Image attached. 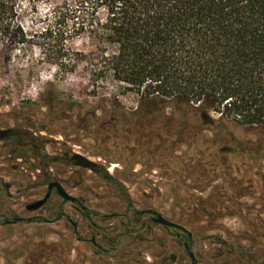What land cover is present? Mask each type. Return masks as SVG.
<instances>
[{
	"label": "rangeland",
	"instance_id": "obj_1",
	"mask_svg": "<svg viewBox=\"0 0 264 264\" xmlns=\"http://www.w3.org/2000/svg\"><path fill=\"white\" fill-rule=\"evenodd\" d=\"M46 14L40 5L39 15L27 17V33L42 32L51 23ZM70 46L83 49L78 41ZM81 68L64 74L46 63L38 48L0 46V129L31 133L50 156L79 153L100 165L123 183L142 214L135 218L115 186L91 170L17 160L12 146L0 143V180L9 185L5 194L0 190V221L9 215L34 219L0 224V264H192L174 230L153 222L145 210L190 233L194 264H264V159L249 163L239 155L215 156V148L227 143L209 131L198 147L211 154L191 158L187 151L196 144L186 141L174 158L170 146L148 143L156 131L170 133L172 126L158 120L142 125L136 94L113 82L95 89ZM50 87L64 109L39 105L43 89ZM69 102L80 109L65 111ZM229 128L242 141L254 139ZM140 130L147 136L141 138ZM49 181L60 182L79 204L64 203L53 193L44 207L27 211ZM81 206L106 218L85 219ZM60 208L64 217L53 220Z\"/></svg>",
	"mask_w": 264,
	"mask_h": 264
},
{
	"label": "trees",
	"instance_id": "obj_2",
	"mask_svg": "<svg viewBox=\"0 0 264 264\" xmlns=\"http://www.w3.org/2000/svg\"><path fill=\"white\" fill-rule=\"evenodd\" d=\"M40 5L51 23L29 34L23 23L39 15ZM76 41L83 49L70 46ZM0 46L38 48L61 73L81 66L95 89L113 82L136 94L142 125L158 120L173 129L156 131L148 143L170 146L174 158L186 141L196 144L187 151L191 158L211 154L198 147L209 131L227 143L215 148V156L239 155L249 163L264 159V0H0ZM51 88L43 89L39 105L64 109ZM68 105L65 111L80 109ZM229 127L254 139L242 141ZM140 136L147 134L140 130ZM33 143H23L28 148L20 151L34 156ZM90 170L115 186L135 218L141 215L122 182L98 164ZM61 208L56 220L64 216ZM83 216L106 218L88 209ZM182 238L187 242H177L190 249L189 238Z\"/></svg>",
	"mask_w": 264,
	"mask_h": 264
},
{
	"label": "flooded vegetation",
	"instance_id": "obj_3",
	"mask_svg": "<svg viewBox=\"0 0 264 264\" xmlns=\"http://www.w3.org/2000/svg\"><path fill=\"white\" fill-rule=\"evenodd\" d=\"M17 137H18V139L20 140V141H18V143L16 142V140H17ZM34 142L33 144L35 145V147H36V149H35V152H34V156H30V155H27L26 154V156H25V153L24 152H21L20 150H22L23 148H28L27 146H24L23 145V143H28V142ZM23 142V143H22ZM0 143H7V144H9L10 146H12V152H13V157L15 158V159H17V160H27V159H32L33 161H37L38 163H39V165H41V166H44L45 165V161H49V160H47V158H45L46 157V155H48L46 152H45V150H44V147L43 146H41V145H39L38 143H37V140H36V138H34L33 137V135L31 134V133H27V132H25V131H23V130H18V129H15V128H8V129H5V128H1L0 129ZM23 145V146H22ZM31 147V146H30ZM40 148H41V150H40ZM43 153H42V152ZM65 154H67V157H65ZM74 154H79V153H74ZM74 154H72V155H69V153L68 152H65V153H63V155H62V157H59L61 160H59V161H50V162H61V163H63V164H66V165H73V166H77V167H80V166H78V165H76L75 164V162L72 160V156L74 155ZM20 155H23V156H20ZM81 155V154H80ZM48 156H50V155H48ZM51 157H58V156H51ZM65 159H67V162L65 161ZM94 163V162H93ZM96 164V163H95ZM80 168H82V167H80ZM82 169H86V168H82ZM88 170H90V169H88ZM53 182H55V183H59L62 187H63V185L60 183V182H58V181H49L47 184H46V191H45V193H44V196H45V194L46 193H48L49 191H48V184L49 183H53ZM0 183H1V189L0 190H2V193H6L7 192V190H8V187H9V185L8 184H6V183H4L2 180H0ZM63 189H64V187H63ZM5 190V191H4ZM65 190V189H64ZM66 191V190H65ZM53 193H55L58 197H60L58 194H57V192H56V189H55V187H53L52 188V190L50 191V196H49V198L46 200V202H45V204L42 206V207H44L45 205H46V203L49 201V199L51 198V196H52V194ZM67 193V192H66ZM68 194V193H67ZM70 195V194H69ZM43 196V197H44ZM42 197V198H43ZM73 197V196H72ZM41 198V199H42ZM61 198V197H60ZM75 198V197H74ZM41 199H39V200H41ZM62 199V198H61ZM76 200L74 201V202H70V203H73V204H79V201H78V199L77 198H75ZM36 201H38V200H36ZM63 201V200H62ZM35 202V201H34ZM64 203H66L65 201H63ZM69 202V201H68ZM30 204V203H29ZM28 205V204H27ZM26 205V206H27ZM26 206H25V209H26ZM41 207V208H42ZM40 209V208H39ZM85 209H88V208H86V207H83V206H81V212H82V214H83V211L85 210ZM89 210V209H88ZM36 211V210H35ZM146 211V210H145ZM151 212H153V210H150ZM29 212H33V211H29ZM139 212V211H138ZM144 212V211H143ZM155 212H157V211H155ZM141 214H142V212H140ZM145 213V212H144ZM158 213V212H157ZM145 214H149V215H151V220L153 221V222H155L154 221V218H155V216L154 215H152V213H145ZM63 215H64V212H63ZM57 216V215H56ZM62 217H64V216H62ZM61 217V218H62ZM84 217V216H83ZM91 217V216H90ZM90 217L89 218H85V219H90ZM95 217V216H94ZM60 218V219H61ZM34 219L33 218H30V217H27V218H22V217H19V216H17V215H9V217H5V219H3L2 221H0V224H16V223H20V222H28V223H30V222H32ZM53 220H56V218H54ZM39 221H42V222H49L47 219H45V218H41ZM156 223V222H155ZM74 225V230H75V235H76V233H77V231H76V228H75V224H73ZM159 225V224H158ZM161 226V225H160ZM162 227H164V226H162ZM165 228H167V227H165ZM167 229H172V230H174V233H173V236L175 237V239H176V241H177V239H179V240H181V239H184V238H182V237H184V235H186L187 236V238H189L188 239V242L189 243H191L190 242V239H191V236H190V233H188L187 231H182V230H178V229H174V228H167ZM177 231V232H176ZM82 239H80L79 237H77V241H81ZM182 241V240H181ZM90 242L93 244V245H95L98 249H101V247L99 246V245H97L96 244V242H95V238H92V239H90ZM183 242V241H182ZM184 242H187V240L186 239H184ZM179 244H181L180 242H178ZM184 245H185V243H184ZM185 248L187 249V250H184L185 252H187L188 253V255H189V253H190V249H188L187 248V245H185ZM189 258L191 259V261H192V264H194L193 263V258H191L190 256H189Z\"/></svg>",
	"mask_w": 264,
	"mask_h": 264
},
{
	"label": "water",
	"instance_id": "obj_4",
	"mask_svg": "<svg viewBox=\"0 0 264 264\" xmlns=\"http://www.w3.org/2000/svg\"><path fill=\"white\" fill-rule=\"evenodd\" d=\"M72 160L75 162L76 165H78L82 168H86V169H90L93 165H95V163H93L92 161L83 157L80 154H74L72 156ZM53 187H55L57 194L62 198L63 201L74 202L76 200L74 197L67 194L66 191L63 189V187L59 183L53 182V183L48 184L47 188H48L49 192L46 193L45 196L41 200H38V201H35V202L28 204L26 206V210L27 211H35V210H38L39 208H41L45 204L46 200L49 198L50 191L52 190ZM144 212L145 213H152V215L155 216L154 221L161 226H164L167 228H174V229L182 230L184 232L186 231L180 225H177V224L172 223V222L168 221L167 219H165L160 213H157L155 211L151 212L150 210H146ZM189 256L191 258H193L191 253H189Z\"/></svg>",
	"mask_w": 264,
	"mask_h": 264
},
{
	"label": "bare ground",
	"instance_id": "obj_5",
	"mask_svg": "<svg viewBox=\"0 0 264 264\" xmlns=\"http://www.w3.org/2000/svg\"><path fill=\"white\" fill-rule=\"evenodd\" d=\"M111 170V169H110Z\"/></svg>",
	"mask_w": 264,
	"mask_h": 264
}]
</instances>
